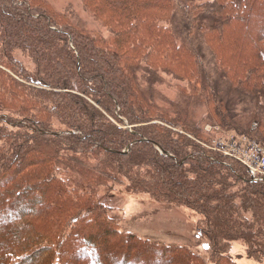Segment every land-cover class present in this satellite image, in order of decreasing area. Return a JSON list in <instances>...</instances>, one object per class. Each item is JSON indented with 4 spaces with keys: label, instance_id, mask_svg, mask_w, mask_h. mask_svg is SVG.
Wrapping results in <instances>:
<instances>
[{
    "label": "trees",
    "instance_id": "trees-1",
    "mask_svg": "<svg viewBox=\"0 0 264 264\" xmlns=\"http://www.w3.org/2000/svg\"><path fill=\"white\" fill-rule=\"evenodd\" d=\"M80 1L106 33L0 0V264L264 261V178L194 119L264 144V0ZM115 184L195 212L208 256L122 229Z\"/></svg>",
    "mask_w": 264,
    "mask_h": 264
},
{
    "label": "rangeland",
    "instance_id": "rangeland-1",
    "mask_svg": "<svg viewBox=\"0 0 264 264\" xmlns=\"http://www.w3.org/2000/svg\"><path fill=\"white\" fill-rule=\"evenodd\" d=\"M46 1L59 12L67 9L72 11L75 14L74 17H79L88 28L106 33L105 29L83 8L80 0ZM170 82L171 80L165 77V83L157 87L163 95L173 99L175 90L170 86L172 85ZM194 112V119L197 125L206 130L210 128V132L215 136L220 137L226 133L228 135L233 133V139L229 141L230 147L245 137L234 131L224 130L217 123L210 121L207 118L205 106H196ZM74 178L76 177H71V180ZM74 184L83 188L77 179L74 180ZM98 195L110 207L109 215L117 219L122 229L153 240L185 243L192 247L193 250L208 256V243L206 239L198 234L195 227L198 215L187 207L183 205H166L146 193L127 191L120 184H115L111 189L99 187ZM228 255L230 259L239 264H264V261L257 262L248 257L244 245L239 241L231 242Z\"/></svg>",
    "mask_w": 264,
    "mask_h": 264
},
{
    "label": "built area",
    "instance_id": "built-area-1",
    "mask_svg": "<svg viewBox=\"0 0 264 264\" xmlns=\"http://www.w3.org/2000/svg\"><path fill=\"white\" fill-rule=\"evenodd\" d=\"M244 138L238 140L230 147L229 141L233 139V133L230 135L226 133L213 140V148L222 151L226 155L237 158L246 166L249 173L255 179L264 178V144L251 138Z\"/></svg>",
    "mask_w": 264,
    "mask_h": 264
}]
</instances>
